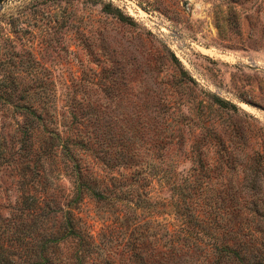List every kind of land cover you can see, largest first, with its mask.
I'll list each match as a JSON object with an SVG mask.
<instances>
[{
  "label": "rangeland",
  "instance_id": "374dc122",
  "mask_svg": "<svg viewBox=\"0 0 264 264\" xmlns=\"http://www.w3.org/2000/svg\"><path fill=\"white\" fill-rule=\"evenodd\" d=\"M72 215L101 264H264V0H0L2 245L67 264Z\"/></svg>",
  "mask_w": 264,
  "mask_h": 264
},
{
  "label": "trees",
  "instance_id": "16d2710c",
  "mask_svg": "<svg viewBox=\"0 0 264 264\" xmlns=\"http://www.w3.org/2000/svg\"><path fill=\"white\" fill-rule=\"evenodd\" d=\"M96 195L99 197L102 196L101 192H96ZM78 198H76L73 203L76 205ZM33 205V204H32ZM45 206V205H44ZM39 215L38 217H40ZM81 218L69 217L66 224L67 233L64 234L65 237H69L76 244L71 246L69 252L67 253L66 260H69L67 264H101L98 262V259H92V251L95 250L98 246H90L85 244L84 237L86 235L81 233L82 226L87 227V225L82 222ZM6 227L2 226L0 220V264H52L50 258L46 256L49 249L53 247V239L43 237L41 243L38 246H33L28 250L23 259L15 257V254L9 249L8 246L2 245V238L5 235ZM45 236V235H44ZM126 247V246H125ZM132 247V246H130ZM127 249L125 253L129 254V263L128 264H150L147 261L143 260V257L140 256L135 250V248ZM135 247V246H134ZM97 254V252H96ZM99 255V254H98ZM29 256L26 260L25 258ZM100 261V260H99ZM61 261L56 264H60ZM106 264H109L108 260L105 261Z\"/></svg>",
  "mask_w": 264,
  "mask_h": 264
}]
</instances>
